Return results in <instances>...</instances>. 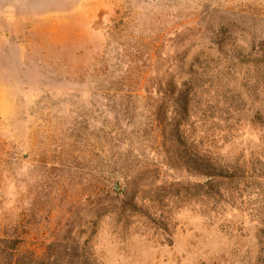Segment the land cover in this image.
<instances>
[{"label":"rangeland","instance_id":"374dc122","mask_svg":"<svg viewBox=\"0 0 264 264\" xmlns=\"http://www.w3.org/2000/svg\"><path fill=\"white\" fill-rule=\"evenodd\" d=\"M257 45L264 0H0V238L43 264H264L253 195L202 203L201 178L164 165L152 100L105 89ZM239 81L228 97L257 101L207 128L219 156L264 162V83ZM113 159L147 185L110 188Z\"/></svg>","mask_w":264,"mask_h":264},{"label":"trees","instance_id":"16d2710c","mask_svg":"<svg viewBox=\"0 0 264 264\" xmlns=\"http://www.w3.org/2000/svg\"><path fill=\"white\" fill-rule=\"evenodd\" d=\"M219 34L212 33L216 37ZM245 50L237 47L232 50H214L208 47L206 51H200V55L208 57L212 51V54H217V58L222 56L223 59L202 60L198 55L192 62L180 65L179 74L176 76L170 75L166 70L165 75L158 78L107 79L105 89L123 91L124 95H132L137 99L141 92L152 100L153 104H144L151 110L147 125L159 132V146L166 158L164 165L173 169L182 168L201 178L202 183L198 184L203 190L199 196L202 203L226 201L224 194L227 191V199L233 202L237 193H234L236 189L230 188L231 184L239 187L241 191L237 198H241L243 193L253 195L254 204L256 202L255 205L260 209L254 215L257 219L255 245L258 260L264 258V162L252 154L250 161L240 157L228 159L219 156L213 134L207 128L212 120L223 121L231 118L232 115L250 109L257 101L254 97L247 104L240 93H236L235 99L227 95L230 91L228 84L231 82L240 80L239 85L244 91L250 83L254 87L264 83L258 76V73L264 71V47L257 45L249 48L247 52ZM120 92L119 94H123ZM246 93L248 99L249 92ZM262 101V112L256 109L252 123L259 118L264 123V99ZM134 149L139 151L138 147ZM261 156H264V152ZM133 162L134 160L113 159L108 163L114 166V176L111 179L113 184L110 188L116 184L117 188L119 186L124 190L147 185L139 181V176L146 173L149 166ZM116 163L120 164L118 169L115 168ZM150 170L159 171V166L153 165ZM153 181L155 182V178ZM223 184L230 185L223 187ZM250 186L254 188L250 189ZM18 241L15 238H0V264H43V260L33 254L19 252Z\"/></svg>","mask_w":264,"mask_h":264}]
</instances>
